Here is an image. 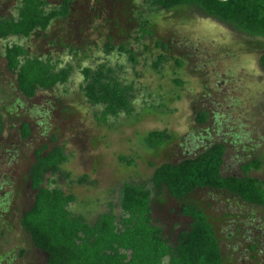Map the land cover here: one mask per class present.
Wrapping results in <instances>:
<instances>
[{
  "label": "rangeland",
  "instance_id": "obj_1",
  "mask_svg": "<svg viewBox=\"0 0 264 264\" xmlns=\"http://www.w3.org/2000/svg\"><path fill=\"white\" fill-rule=\"evenodd\" d=\"M44 1L48 10L64 2ZM21 5L22 0H0V19H17ZM12 44L22 45L30 57L72 67L71 78L24 97L7 68L5 49ZM263 53V37L194 5L158 9L146 0H75L69 15L47 30L0 40V264L47 262L21 226L35 202L31 167L42 147H61L68 156L44 186L74 195L69 211L90 226L111 210L121 220L123 186L145 184L152 191L153 224L172 249L190 227L191 219L181 214L189 202L213 225L223 264H264V207L210 189L176 200L166 191L157 195L151 183L161 165L193 158L215 144L226 148L224 176L243 177V166L259 160L262 167L249 175L264 181ZM100 67L132 87V114L102 120L101 107L86 99L83 70ZM154 131H166L170 139L152 147L147 137ZM168 262L166 257L162 264Z\"/></svg>",
  "mask_w": 264,
  "mask_h": 264
},
{
  "label": "trees",
  "instance_id": "obj_2",
  "mask_svg": "<svg viewBox=\"0 0 264 264\" xmlns=\"http://www.w3.org/2000/svg\"><path fill=\"white\" fill-rule=\"evenodd\" d=\"M73 1L64 0L59 8L48 10L44 0H22L17 19H0V40L28 38L37 30H47L54 20L70 13ZM146 1L155 8L168 10L194 5L208 16L252 37L264 38V0ZM5 59L8 70L16 74L18 90L26 98L34 97L40 89L67 83L72 75V67H59L50 59L30 57L19 44L6 47ZM260 65L264 70V53ZM110 72L103 67L83 70L84 95L90 103L101 107L102 120L122 113L130 115L134 110L132 87L124 85ZM205 118L201 113L198 120L202 122ZM22 131L24 138L31 134L27 125ZM2 133L0 114V139ZM168 139L170 135L166 131H154L147 142L157 147ZM225 153L224 145L215 144L193 158L163 164L151 178L152 187L157 195L166 191L176 200L210 189L236 196L248 205L264 207V181L249 175L260 169L262 162H248L243 166V177H226L222 174ZM35 156L31 167L35 202L23 216L21 226L34 247L47 255L46 264H162L166 257H169L167 264H223L216 231L196 204L187 202L181 208V214L190 218L191 224L179 234L175 249L167 243L162 229L153 224L152 191L145 184L123 186L121 220L111 210L90 226L81 216L75 217L69 211V206L76 201L74 195L44 186L46 176L58 173L68 161L63 148L42 147L35 151Z\"/></svg>",
  "mask_w": 264,
  "mask_h": 264
},
{
  "label": "flooded vegetation",
  "instance_id": "obj_3",
  "mask_svg": "<svg viewBox=\"0 0 264 264\" xmlns=\"http://www.w3.org/2000/svg\"><path fill=\"white\" fill-rule=\"evenodd\" d=\"M74 1H75V0H74ZM62 4H63V3H62ZM70 5H71V4H70ZM68 15H69V14H68ZM68 15H67V16H68ZM67 16H66V17H67ZM63 18H65V17H63ZM58 19H60V18H58ZM0 140H1V139H0Z\"/></svg>",
  "mask_w": 264,
  "mask_h": 264
}]
</instances>
